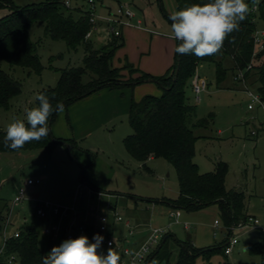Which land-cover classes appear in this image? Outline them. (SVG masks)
I'll return each instance as SVG.
<instances>
[{"label": "rangeland", "instance_id": "rangeland-1", "mask_svg": "<svg viewBox=\"0 0 264 264\" xmlns=\"http://www.w3.org/2000/svg\"><path fill=\"white\" fill-rule=\"evenodd\" d=\"M47 1L13 0V3L25 8ZM94 2L99 21L91 37L95 47L113 40L105 18L119 6H128L135 16L123 19L121 40L124 44L116 50L113 64L123 66L127 60L134 68L153 76L164 75L174 63L177 45V40L170 38L172 22L168 19L172 12L178 11L175 0ZM246 2L253 7L251 0ZM260 4L264 9V0H259L255 6L259 36L264 31V21L258 16ZM79 7L91 8L88 0H71L72 9ZM10 12L9 7H0V19ZM78 14L74 11V15ZM29 33L37 45L43 70L38 74L22 66H12L0 57V67L23 85L22 93L12 99L10 108L1 110L0 123L5 130L14 119L26 123L25 110L36 107L38 92L56 86L67 67L82 66L84 62V45L70 49L65 41L47 35L43 22H35ZM222 62L227 69L225 80L218 81L213 63L201 62L186 86L188 101L196 106L197 119H208L206 126L194 127L198 137L195 161L202 172L212 170L217 161L226 162L229 168L226 187L244 190L248 196L249 215L260 224L236 227L232 236H238L239 243L231 254L219 253L210 260L199 256L196 264H261L260 256L249 254L248 245L262 240L260 232L264 230V102L263 106L249 109L253 99L245 83L235 78L239 70L234 69L233 59L226 56ZM258 62L257 59L253 61L254 64ZM122 73L126 81L140 76L134 69L126 68ZM195 75L208 83V89L200 94V101L193 89ZM88 80L87 75L84 81ZM247 86L258 94L256 75L247 80ZM161 93L162 88L156 82L119 89L103 88L57 113L51 125L52 135L57 140L69 141L74 146L72 149L57 142L48 152H0V244L4 236H13L33 226L39 246L47 254L64 239L60 234L46 233V227L66 226L71 222L98 225L101 215L109 218V234L100 235L104 240L112 236L124 247L152 241L155 231L160 232L159 241L172 235L162 252L149 264H174L180 242H187L189 236L197 248L218 246L229 238L231 231L222 221L219 204L212 203L196 211L166 204L165 199H176L180 194L176 168L160 156L144 162L136 160L126 148L125 139L133 132L129 121L132 102L147 94ZM253 130L258 132L256 136L251 134ZM29 180L35 181V185L29 186ZM22 190L25 191L24 199L15 204L14 199ZM40 203H49L61 211L42 217L36 212ZM64 209L68 211L67 216L62 214ZM115 215H120L123 221L113 222ZM128 221L134 229L133 235L129 234ZM157 247L154 243L152 253ZM105 249L102 242L98 251ZM7 260L8 257L4 260L7 264H21L18 257L11 263Z\"/></svg>", "mask_w": 264, "mask_h": 264}, {"label": "trees", "instance_id": "trees-1", "mask_svg": "<svg viewBox=\"0 0 264 264\" xmlns=\"http://www.w3.org/2000/svg\"><path fill=\"white\" fill-rule=\"evenodd\" d=\"M176 7L183 10L193 4L203 5L209 0H175ZM263 4V3H262ZM260 4L259 18L264 21V9ZM0 7H9L11 12L0 19V57L12 66H22L40 74L43 70L37 45L30 36V27L38 21L45 24V32L55 40H63L70 49L85 46V57L82 66H69L62 71L58 84L43 88L38 94H46L52 105L63 103L67 107L93 93L103 89H119L124 86L134 87L136 84L154 79L162 88L161 95L147 94L139 101H133L129 121L132 133L125 139L130 155L139 161L160 156L171 163L177 170L180 194L176 199H165L163 202L171 207L187 211H196L217 203L220 206L221 218L226 228L245 222L246 195L239 189H227L226 177L228 164L218 161L215 169L201 173L195 159V143L198 137L194 127L206 126L207 118L197 119L196 106L188 101L186 86L194 76L199 63L208 62L215 66L219 82L225 80L227 69L222 60L230 56L234 61V69H245L255 59L246 73L247 79L257 76L258 94L264 102V36L263 48H256L257 13L251 11L246 19L240 22L239 30L231 33L224 41L222 49L214 55L198 58L193 54L180 55L175 52L174 63L162 76H153L134 68L129 61L121 67L113 65L116 50L123 46L122 36H113V40L101 47H95L92 38H87L93 24L90 11L82 8L72 9L65 5V0H48L41 4H32L25 8L15 6L13 0H0ZM74 11L79 14L74 15ZM181 42L177 40L176 47ZM137 70L140 76L134 81L124 79V69ZM254 71V72H253ZM88 81H84L85 76ZM22 83L0 67V116L2 109H9L11 101L22 93ZM37 94V95H38ZM39 101L36 99V107ZM54 112L48 120L49 135L39 141L26 143L22 149L12 150L4 147L6 130L0 123V152H16L21 150L51 151L57 143L74 146L66 140H57L51 132V125L56 118ZM27 125V122H26ZM88 239L93 240V228L87 224ZM19 236H11L6 247V256L15 254L21 264H42L44 255L37 232L33 226L21 229ZM262 241L251 242L248 252L261 258L264 264V231ZM230 235V234H229ZM172 235H166L152 253L147 263L158 256ZM229 237V236H228ZM228 240V238L226 239ZM224 240L220 245L210 248H197L190 240L180 242V251L174 264H196L199 256L210 260L219 253H224ZM102 253V252H100ZM103 254V253H102ZM105 255V254H104ZM5 257L0 262L7 264ZM119 264H122L120 257Z\"/></svg>", "mask_w": 264, "mask_h": 264}, {"label": "clouds", "instance_id": "clouds-1", "mask_svg": "<svg viewBox=\"0 0 264 264\" xmlns=\"http://www.w3.org/2000/svg\"><path fill=\"white\" fill-rule=\"evenodd\" d=\"M250 7L246 0H209L203 5L193 4L183 10L172 12L168 19L171 23V37L181 43L175 48L180 55L193 54L198 58L217 54L224 41L234 31L239 30L240 22L255 10L259 0H251ZM37 107L26 109V121L14 119L7 126L4 147L19 150L26 143L39 141L49 135L50 116L64 111L63 103L55 107L49 97L38 94ZM95 242L81 235L76 239H67L59 246L52 247L42 258V264H119L120 256L110 246L107 254L98 251L104 237L96 234Z\"/></svg>", "mask_w": 264, "mask_h": 264}, {"label": "built area", "instance_id": "built-area-1", "mask_svg": "<svg viewBox=\"0 0 264 264\" xmlns=\"http://www.w3.org/2000/svg\"><path fill=\"white\" fill-rule=\"evenodd\" d=\"M91 8L90 11V21L93 24L92 29L88 32L87 38H91L93 31L98 28V17L95 15V2L94 0H88ZM65 5L67 7H71V0H65ZM135 16L134 12L131 11V9L128 6H119L115 12L111 13L106 19L108 22V25L110 26L109 29V36H122V28L125 25L123 19H131ZM139 24H142L141 20H138ZM263 36L264 31H262L261 36L258 35V31L256 32V38L255 42L257 45H259V48H263ZM253 66V62L250 63L245 69H240L239 72L236 74V79L240 80L241 82L245 83L246 90L248 91L249 95L253 99V103L249 105V109H254L256 106H263V101L259 94H255L252 91L248 89L247 86V77L246 73L249 69H251ZM194 78V84L193 89L196 94L197 101L201 100L200 94L208 89V83L206 82V79H202L201 76H197ZM257 104V105H255ZM253 136H256L258 132L256 130H253L251 132ZM35 181L29 180L28 185H35ZM24 193L25 191L22 190L18 196L15 197L14 203L18 204L20 201L24 199ZM60 208L55 207L49 203H40L38 204V207L36 209V212L38 215L42 217H48L51 214H58L60 213ZM62 214L64 216L68 215L67 209H64L62 211ZM98 220L100 221L98 232L101 234L103 232H109V229L107 227L109 223V218L106 216H99ZM123 221V218L120 215L114 216V222H121ZM252 225L254 227L258 226L260 224V221L256 218H252L251 216L248 217V219L245 222H241L238 225L229 227V231H231V234L229 235L228 241L224 248V253L229 255L232 253L234 247L239 243L238 236H232L233 231L236 229V227H243L246 225ZM220 222L216 220V225H219ZM127 225L130 226V223L127 222ZM131 227V226H130ZM46 233H56L63 236L64 241L67 239H76L81 235H85L88 237V230L85 223H79L75 224L73 222L67 224L66 226H60V225H52L51 227L45 228ZM165 233V230L163 231ZM20 232L17 231L14 236H19ZM129 234H134V229L131 227L129 230ZM159 235L160 232L155 231V235L150 242H145L144 244L135 246V247H124L123 244H120L118 241H116L112 236H109L104 240V244L106 249L101 251L103 254H107V250L110 246L113 248V250L122 257V264H142L144 261H148L152 254V246L154 243L160 244L161 240L159 241ZM10 237L4 236V241L2 244H0V259L3 257H8L7 262L11 263L14 260H16L17 256L15 254H11L6 256V247L7 242Z\"/></svg>", "mask_w": 264, "mask_h": 264}, {"label": "crops", "instance_id": "crops-1", "mask_svg": "<svg viewBox=\"0 0 264 264\" xmlns=\"http://www.w3.org/2000/svg\"><path fill=\"white\" fill-rule=\"evenodd\" d=\"M175 57V56H174ZM114 65V64H113ZM114 66H116V67H121L122 66V64L120 65V66H118V65H114ZM172 66V65H171ZM170 66V67H171ZM169 67V68H170ZM168 68V69H169ZM153 157H151L150 159H152ZM194 161H195V159H194ZM196 162V161H195ZM218 162V161H217ZM217 162H215L214 163V168L212 169V170H208V171H205V172H202V171H200L201 173H206V172H210V171H213L214 169H215V166H216V163ZM198 165V164H197ZM227 178V177H226ZM31 186H33V185H31ZM227 189H229V188H227ZM230 189H239V190H242L243 192H244V190L241 188V187H235V188H230ZM245 193V192H244ZM245 195H246V193H245ZM247 202H248V196L246 195V214L247 215H249V212H248V209H247ZM250 216V215H249ZM114 222V221H113ZM129 222V221H128ZM81 223H85V222H81ZM85 224H87L89 227H92L93 228V232L94 233H97V234H99L100 235V233L98 232V227H99V224L98 225H95V224H92V223H85ZM126 225H127V222H126ZM128 226V225H127ZM128 228H129V230H130V226H128ZM264 231V230H263ZM109 234V233H108ZM260 234H261V232H260ZM261 236H262V234H261ZM11 237V236H10ZM262 240H263V236H262V238H261ZM262 240H256V241H253V242H257V241H262ZM227 241L228 240H226V243H227ZM223 242V241H222ZM251 243V242H250ZM103 244H104V241H103ZM104 246H105V244H104ZM103 251V250H102ZM99 252H101V251H99ZM233 252V251H232ZM227 255V254H226ZM214 257V256H213ZM212 259V258H211Z\"/></svg>", "mask_w": 264, "mask_h": 264}, {"label": "water", "instance_id": "water-1", "mask_svg": "<svg viewBox=\"0 0 264 264\" xmlns=\"http://www.w3.org/2000/svg\"><path fill=\"white\" fill-rule=\"evenodd\" d=\"M148 82H155L154 79L148 80ZM190 239V236L188 237V240Z\"/></svg>", "mask_w": 264, "mask_h": 264}]
</instances>
